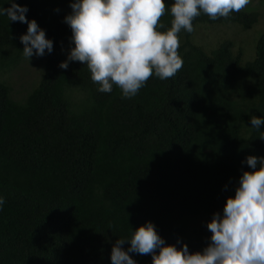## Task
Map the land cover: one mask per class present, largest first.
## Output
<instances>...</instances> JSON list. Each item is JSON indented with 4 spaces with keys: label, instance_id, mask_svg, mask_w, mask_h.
I'll use <instances>...</instances> for the list:
<instances>
[{
    "label": "trees",
    "instance_id": "1",
    "mask_svg": "<svg viewBox=\"0 0 264 264\" xmlns=\"http://www.w3.org/2000/svg\"><path fill=\"white\" fill-rule=\"evenodd\" d=\"M16 2L53 50L29 92L14 99L2 75L20 61L27 24L0 16V264H112L117 239L146 222L166 244L203 251L207 223L251 171L246 157H264V124L257 130L250 121L264 119V32L250 55L227 37H194L203 27L251 29L258 13H201L194 32L179 34L176 75L153 74L122 98L116 85L98 91L79 61L59 67L74 47L65 23L71 0ZM173 2L165 0L160 31L171 27ZM129 255L152 264L151 255Z\"/></svg>",
    "mask_w": 264,
    "mask_h": 264
},
{
    "label": "clouds",
    "instance_id": "2",
    "mask_svg": "<svg viewBox=\"0 0 264 264\" xmlns=\"http://www.w3.org/2000/svg\"><path fill=\"white\" fill-rule=\"evenodd\" d=\"M251 0H174L170 6L171 27L161 18L165 0H71L72 12L65 17L74 44L67 60L79 61L90 70L98 91L110 93L113 85L122 98H131L155 74L161 80L176 75L183 60L178 54L181 31H195L193 20L201 13L212 20L240 12ZM4 3L10 7H3ZM27 7L16 0L0 2V16L27 24L20 37L23 55L43 57L53 42L35 20H28ZM251 127L259 130L264 119L252 115ZM264 139V136L261 137ZM251 171H244L234 197L226 198L223 215L213 213L207 228L210 243L203 251L189 252L186 244H166L152 222L137 227L130 239H117L111 251L112 264H137L129 253L151 255L152 264H264V157L248 156ZM4 203L0 197V206ZM130 246L125 250L122 245ZM179 243V241H178Z\"/></svg>",
    "mask_w": 264,
    "mask_h": 264
},
{
    "label": "rangeland",
    "instance_id": "3",
    "mask_svg": "<svg viewBox=\"0 0 264 264\" xmlns=\"http://www.w3.org/2000/svg\"><path fill=\"white\" fill-rule=\"evenodd\" d=\"M249 9H254L259 16L258 24L253 28L248 30H242L235 25H223L216 26L213 28H200L195 34L194 41L196 43H202L205 41L206 37H227L231 39L235 45H240L244 47L245 51L250 55L252 50V44L261 32H264V0H251L249 5L246 6ZM208 35V36H207ZM202 36V38H200ZM211 41L209 45L212 43ZM20 61L17 65H14L12 69L7 73L2 75V78L11 86V94L14 99L19 100L23 95L27 94L34 80L38 79L41 74V66L44 60V57L32 56L29 61L21 52ZM38 62L39 64V75L37 77L38 71L36 67ZM37 77V78H36ZM36 78V79H35ZM30 87V88H29ZM29 88V89H28ZM25 97V96H24Z\"/></svg>",
    "mask_w": 264,
    "mask_h": 264
}]
</instances>
